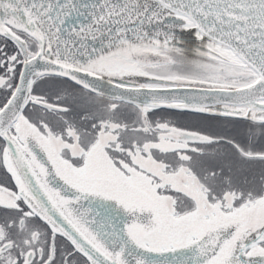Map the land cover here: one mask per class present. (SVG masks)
Listing matches in <instances>:
<instances>
[{
    "label": "snow or ice",
    "instance_id": "snow-or-ice-1",
    "mask_svg": "<svg viewBox=\"0 0 264 264\" xmlns=\"http://www.w3.org/2000/svg\"><path fill=\"white\" fill-rule=\"evenodd\" d=\"M0 172V264H264V0H0Z\"/></svg>",
    "mask_w": 264,
    "mask_h": 264
},
{
    "label": "rangeland",
    "instance_id": "rangeland-1",
    "mask_svg": "<svg viewBox=\"0 0 264 264\" xmlns=\"http://www.w3.org/2000/svg\"><path fill=\"white\" fill-rule=\"evenodd\" d=\"M44 87H51V85H44ZM166 112V111H165ZM167 113H171V112H167ZM167 119H171L169 117H166ZM173 120V119H171ZM180 120V122L184 123V124H188V127H200L204 130H208V129H215V130H221L223 128V126L217 124L214 121H206V120H199L197 119V117H186V118H182V119H178ZM2 176V175H0Z\"/></svg>",
    "mask_w": 264,
    "mask_h": 264
},
{
    "label": "trees",
    "instance_id": "trees-1",
    "mask_svg": "<svg viewBox=\"0 0 264 264\" xmlns=\"http://www.w3.org/2000/svg\"><path fill=\"white\" fill-rule=\"evenodd\" d=\"M173 119H182V118H186L189 117V115H184V114H174L172 115ZM180 121V120H179Z\"/></svg>",
    "mask_w": 264,
    "mask_h": 264
},
{
    "label": "water",
    "instance_id": "water-1",
    "mask_svg": "<svg viewBox=\"0 0 264 264\" xmlns=\"http://www.w3.org/2000/svg\"><path fill=\"white\" fill-rule=\"evenodd\" d=\"M185 39H187V36H185ZM166 111H174V112H179L178 110H166Z\"/></svg>",
    "mask_w": 264,
    "mask_h": 264
}]
</instances>
